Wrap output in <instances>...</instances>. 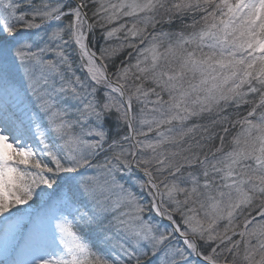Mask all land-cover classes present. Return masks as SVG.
<instances>
[{"label":"snow or ice","instance_id":"snow-or-ice-1","mask_svg":"<svg viewBox=\"0 0 264 264\" xmlns=\"http://www.w3.org/2000/svg\"><path fill=\"white\" fill-rule=\"evenodd\" d=\"M0 264H264V0H0Z\"/></svg>","mask_w":264,"mask_h":264}]
</instances>
